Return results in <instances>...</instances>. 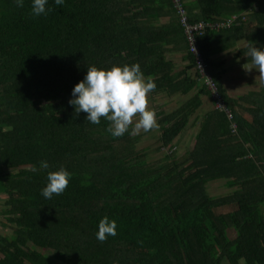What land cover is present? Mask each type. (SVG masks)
Segmentation results:
<instances>
[{
	"label": "trees",
	"instance_id": "trees-1",
	"mask_svg": "<svg viewBox=\"0 0 264 264\" xmlns=\"http://www.w3.org/2000/svg\"><path fill=\"white\" fill-rule=\"evenodd\" d=\"M180 1L190 23L238 15L196 37L230 114L215 106L199 112L213 96L174 0H49L52 10L40 16L31 0L23 7L0 0V160L22 167L3 182L14 227L0 235V264H264V81L230 95L220 55L237 48L234 57L252 62L249 47H264V0ZM176 53L187 60L179 69ZM125 63L140 64L156 83L153 94H189L157 119L160 145L170 147L195 115L185 160H150L132 126L114 137L109 121L93 124L69 103L88 66ZM41 160L49 168L31 171ZM61 166L71 180L46 199L47 173ZM214 181L231 192L211 195ZM104 215L117 231L100 241Z\"/></svg>",
	"mask_w": 264,
	"mask_h": 264
},
{
	"label": "clouds",
	"instance_id": "clouds-1",
	"mask_svg": "<svg viewBox=\"0 0 264 264\" xmlns=\"http://www.w3.org/2000/svg\"><path fill=\"white\" fill-rule=\"evenodd\" d=\"M54 2L63 5L64 0ZM15 3L23 7L24 0H15ZM48 5L49 0H31V14L47 15L52 10ZM249 54L253 67L259 70L264 79V47L251 45ZM155 88V81L145 78L139 63L113 64L110 67L91 65L83 78L73 86L69 103L76 113L85 112V119L93 124H99L101 117L109 121L111 135L119 137L128 132L130 126V134L158 126L155 109L148 106V94ZM40 168L48 169V161L41 160L39 168L33 166L31 171L36 172ZM71 177L72 172L63 166L49 171L47 183L41 189L42 196L50 199L53 194L63 193ZM116 231V220L104 215L98 222L96 238L104 241L108 236H115Z\"/></svg>",
	"mask_w": 264,
	"mask_h": 264
},
{
	"label": "rangeland",
	"instance_id": "rangeland-1",
	"mask_svg": "<svg viewBox=\"0 0 264 264\" xmlns=\"http://www.w3.org/2000/svg\"><path fill=\"white\" fill-rule=\"evenodd\" d=\"M240 45L244 44V41L239 42ZM234 52L235 50L229 49L226 51V59H227V76L224 78V84L228 88H231V95L232 96H237L239 95L238 93H241L245 91V89L252 88V86H241L237 85L239 84L240 77V72L246 73L247 76H245L248 79H255L259 78L260 80L262 79L260 76V72L257 68L253 67L251 62L247 63H241L238 61L239 59L234 57ZM177 57L180 58L179 60H183V57L181 54H177ZM177 58V59H178ZM240 62V63H239ZM251 63V64H250ZM184 63L182 61H176V67L182 68ZM245 75V74H244ZM145 76V75H144ZM145 78H147L145 76ZM236 80H238V83L236 85H230L229 83H234ZM261 81H264L262 79ZM233 89V90H232ZM165 93V92H161ZM189 97V94L184 95V96H174V97H169L167 94L159 95V94H153L149 93L148 94V106L150 108L155 109L156 112V118H159V113L164 112L168 113L176 107H178L180 104H182L187 98ZM204 101L206 102L205 106L203 109L202 107L199 109V112L201 114L205 113L209 108H213V100L205 96ZM206 110V111H205ZM195 116V115H194ZM194 116L191 119V122L189 123L188 127L183 131V133L178 136L175 141L173 142L172 146L170 147H161L160 141H159V136L161 129L159 126L154 127L148 131H144L143 129L139 130L138 133L135 135L137 136V146L138 147H149V158L150 160H157L163 158L164 160L170 161L171 158H168V155L170 154H175V156H179V160H185L187 157L189 151L192 149L195 143V134L198 130V122H193ZM135 123V120L134 122ZM208 192L211 195L214 196H220L224 195L228 192H231L230 187H227L225 185L224 181H214L210 182L207 184ZM5 202H2V205H4ZM7 208V207H6ZM4 209L0 207V235L2 236H11L13 231H12V226L11 224L8 223V219L5 216L6 213L3 211ZM230 210V207H223L221 208V211L227 212ZM4 223V224H3ZM230 235L233 237L235 236V231L233 229H229L228 231ZM220 264H229L227 261H223Z\"/></svg>",
	"mask_w": 264,
	"mask_h": 264
},
{
	"label": "built area",
	"instance_id": "built-area-1",
	"mask_svg": "<svg viewBox=\"0 0 264 264\" xmlns=\"http://www.w3.org/2000/svg\"><path fill=\"white\" fill-rule=\"evenodd\" d=\"M175 6L178 8V11L181 13V21L185 29V33L189 42L190 51L194 54L196 58V68L201 74V79L204 80L205 84L212 92L213 102L215 108H219L221 110L226 111L230 114V110L228 109L220 91L218 88L217 82L211 76L210 72L208 71L207 63L204 60V57L201 53L199 45L197 43V36L205 31L206 28H220L222 26L230 25L234 19L237 18L238 15H232L231 18L225 21H198L196 23H190L187 17L186 10L181 5L180 0H174Z\"/></svg>",
	"mask_w": 264,
	"mask_h": 264
},
{
	"label": "crops",
	"instance_id": "crops-1",
	"mask_svg": "<svg viewBox=\"0 0 264 264\" xmlns=\"http://www.w3.org/2000/svg\"><path fill=\"white\" fill-rule=\"evenodd\" d=\"M242 45H240L239 43H238V47H241ZM232 50H235V52H236V50H237V48H231ZM235 52H234V54H235ZM177 54H180V53H176V54H174L173 55V57L176 59V61H182L183 63H184V65H183V67L186 65V61L187 60H185V59H183V60H179L180 58H178L177 57ZM226 51H224V52H222V53H220V55H222V57L223 58H225L226 59ZM178 58V59H177ZM239 61V60H238ZM226 62H227V59H226ZM240 63V62H239ZM252 63V62H251ZM250 63V64H251ZM227 72H228V69H227ZM227 72L224 74V78H225V76H227ZM245 74V75H244ZM245 76H247V74L246 73H241L240 72V75L238 76V77H240V81H239V84H237L238 83V80H236L234 83H229L230 85H240L241 84V86H248V85H250V86H252V88H259V85H260V83H262L263 81H261L259 78H255V79H248V78H246ZM247 77H249V76H247ZM224 78H223V80H224ZM226 88H227V91H228V93L231 95V93H233V92H231L230 90H231V88H228L227 86H226ZM252 88H249V89H252ZM249 89H245V91H243V92H241V93H238V94H242V93H244V92H246V91H248ZM233 90V89H232ZM157 94H159V95H163V94H166V93H157ZM168 96V95H167ZM177 96H181V95H177ZM182 96H184V95H182ZM213 103V102H212ZM205 104H206V102L204 101V103H203V105H202V109L204 108V107H206L205 106ZM210 109V108H209ZM201 110V109H200ZM206 111V110H205ZM201 113V112H200ZM0 124H1V122H0ZM7 130V128H3V132H5ZM8 131V130H7ZM4 143H5V138L4 137H2L1 138V140H0V147H3L4 146ZM22 171V167L21 168H11V167H9V166H7L6 164H3L2 163V161L0 160V207H2L4 210L3 211H5L6 210V207H7V198H8V194L5 192V189H4V183L3 182H7V180H5L6 178L9 180V178L8 177H10L12 174H17L18 172H21ZM2 202H5V204L4 205H2ZM6 213V212H5ZM6 217L8 216V213H6V215H5ZM8 223H9V221H8ZM10 224V223H9ZM12 225V224H11ZM13 227L14 226H12V231H13Z\"/></svg>",
	"mask_w": 264,
	"mask_h": 264
}]
</instances>
